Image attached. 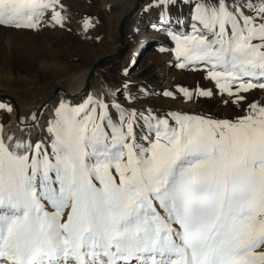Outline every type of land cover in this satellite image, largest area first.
<instances>
[{"label": "snow or ice", "instance_id": "6c2138e0", "mask_svg": "<svg viewBox=\"0 0 264 264\" xmlns=\"http://www.w3.org/2000/svg\"><path fill=\"white\" fill-rule=\"evenodd\" d=\"M142 11L156 12L175 67H199L225 105L247 107L233 119L138 111L118 102L135 99L125 82L60 101L42 138L27 131L36 113L18 119L20 136L0 138V264H264V103L248 101L264 91V0ZM63 12L62 0H0V27L63 28Z\"/></svg>", "mask_w": 264, "mask_h": 264}, {"label": "rangeland", "instance_id": "374dc122", "mask_svg": "<svg viewBox=\"0 0 264 264\" xmlns=\"http://www.w3.org/2000/svg\"><path fill=\"white\" fill-rule=\"evenodd\" d=\"M133 1L62 0L65 16L63 28L46 25L32 31L0 27V91L12 95L21 114L28 116L32 109L46 99L51 88L63 86L68 89L79 80L85 70L90 69L96 59L109 53L112 45L118 42L114 29L117 13L124 3L125 8L121 12H126L128 5ZM147 3L148 0H145L143 8ZM179 11V7L173 9L174 14H179ZM140 15L126 25L127 50L124 53L122 50L117 62L111 66L106 64L107 61L97 65L89 85L94 98L103 96L107 99L109 90H115L127 82L128 91L135 99L129 104L121 93L117 97L118 102L138 111H175L216 119H233L243 114V108L247 105H225L220 97L215 95L214 84L204 78L205 74L199 67L197 70H193L191 66L185 69L175 67L177 60L170 51L173 47L172 41L165 32L157 30L160 25L156 12L141 11ZM149 20H154V24H157L152 29L146 27ZM143 43L146 45L136 59V47ZM162 48L166 50L161 51ZM166 78L167 84L164 83ZM180 88L191 91L197 88L209 89L214 95L211 98L193 96L191 100H186L178 91ZM165 91L172 93V96L165 97ZM87 97L83 94L78 98L67 99L59 94L41 114L42 128L44 129L45 122L51 116L49 114H52L60 98L74 105ZM248 101L264 103V91L253 90L248 95ZM0 103L11 106L10 102L3 99H0ZM12 113L14 115V112ZM12 113L0 109V129L4 123L10 121ZM9 128V135L18 137L15 128ZM43 129L40 133L28 131H31L35 140L43 137Z\"/></svg>", "mask_w": 264, "mask_h": 264}, {"label": "water", "instance_id": "95a60500", "mask_svg": "<svg viewBox=\"0 0 264 264\" xmlns=\"http://www.w3.org/2000/svg\"><path fill=\"white\" fill-rule=\"evenodd\" d=\"M141 2H142V0H134L129 5V9L126 12L122 13L120 18L118 19V22L116 25V27H117L116 28V34H117L118 42H117L115 50L111 53H106L101 58H99L94 63H92L82 86L77 91L70 92L68 89H66L63 86H57V87L51 88L50 94L46 97V99H44L41 103H39L37 105V107L32 112V114L33 113L37 114V120L33 126H35L36 123L39 121L41 114L44 112V109L47 108L56 99V97L59 94H62V96H64L67 99H74V98H78V97L82 96L89 89L90 81H91V78H92L96 68H97V65L101 62L113 60V59H116L120 56V54L123 50L124 44H125L126 24L132 18L136 17L141 12V10H142ZM0 99H3V100L10 102V104L13 108V112H14L13 119H14L16 125L18 126V119H22L21 118L22 114H21V110H20V108L16 102V99L12 95H10L6 92H2V91H0ZM24 121H25V123H28V119H26Z\"/></svg>", "mask_w": 264, "mask_h": 264}, {"label": "bare ground", "instance_id": "6f19581e", "mask_svg": "<svg viewBox=\"0 0 264 264\" xmlns=\"http://www.w3.org/2000/svg\"><path fill=\"white\" fill-rule=\"evenodd\" d=\"M116 1H118V0H116ZM154 20H149L148 21V23L146 24V27H149V29H152L153 27H155L157 24H154ZM142 29V28H141ZM146 29V28H145ZM144 29V30H145ZM146 31V30H145ZM116 45H117V43L115 44V45H112V48L110 49V51H109V53H111V52H113L114 50H115V48H116ZM146 45V43H143L140 47H136V49H138V51H136L137 52V54H136V59H137V57H138V54L140 53V51H141V49L144 47ZM158 48V47H157ZM102 57V56H101ZM101 57H99V58H101ZM98 58V59H99ZM98 59H96V60H98ZM95 60V61H96ZM94 61V62H95ZM93 62V63H94ZM92 65V64H91ZM91 67V66H90ZM88 71H89V68L87 69V70H85L82 74H81V76H80V78H79V80L77 81H75L73 84H71V86H69V88H68V90L70 91V92H75V91H77L81 86H82V84H83V80H85V77H86V75H87V73H88ZM72 81H74V80H72ZM164 83L165 84H167L168 83V79L166 78L165 80H164ZM101 90V89H100ZM105 90H107V89H105ZM108 91V90H107ZM92 88H90L89 90H87V92L85 93V95H87V96H89V95H92ZM96 93V92H95ZM97 95H98V93H97ZM65 101L63 98H60V101ZM59 101V102H60ZM66 102V101H65ZM18 104V103H17ZM59 103H57V105H58ZM75 104H76V102H75ZM74 104V105H75ZM19 106V105H18ZM35 109V108H34ZM34 109H32L29 113H28V116H24V115H21V118L23 119V120H26V119H28V117L32 114V112H33V110ZM51 110V109H50ZM49 115H52L51 113L49 114ZM13 117H14V115H13V113H12V116H11V118H10V121H8V122H6V123H4L3 124V126L1 127V129H0V138H3V139H5V140H7V138H8V136H9V130H10V126H13L14 128H15V131L17 132V134H18V136H20V134H21V132H20V129H19V127L16 125V123H15V121H14V119H13ZM45 125H46V122H45ZM42 126H43V123H41V121H40V119H39V121L36 123V125L35 126H33L31 129H28V130H33L34 132H37V133H40L41 132V130L43 129L42 128ZM27 130V131H28ZM31 132V131H30Z\"/></svg>", "mask_w": 264, "mask_h": 264}, {"label": "crops", "instance_id": "0c3cea01", "mask_svg": "<svg viewBox=\"0 0 264 264\" xmlns=\"http://www.w3.org/2000/svg\"><path fill=\"white\" fill-rule=\"evenodd\" d=\"M144 1L145 0H142V8H143V5H144ZM130 5V4H129ZM129 5H128V7H127V9H129ZM125 8V3H124V6L121 8V10H119V12L117 13L118 14V18H119V16H120V14L122 13L121 11L123 10ZM118 18H117V20H116V22L114 23V29H115V32H116V25H117V22H118ZM117 35V34H116Z\"/></svg>", "mask_w": 264, "mask_h": 264}, {"label": "trees", "instance_id": "16d2710c", "mask_svg": "<svg viewBox=\"0 0 264 264\" xmlns=\"http://www.w3.org/2000/svg\"><path fill=\"white\" fill-rule=\"evenodd\" d=\"M127 50V45H125V47H124V49H123V52L122 53H124L125 51ZM121 56V55H120ZM120 56L118 57V58H116V59H113V60H109V61H107V65H113L115 62H117V60L120 58Z\"/></svg>", "mask_w": 264, "mask_h": 264}]
</instances>
